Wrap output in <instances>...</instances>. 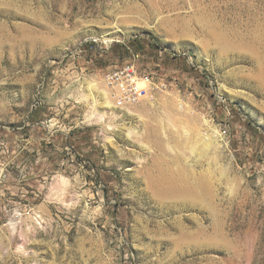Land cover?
Masks as SVG:
<instances>
[{
  "label": "rangeland",
  "instance_id": "374dc122",
  "mask_svg": "<svg viewBox=\"0 0 264 264\" xmlns=\"http://www.w3.org/2000/svg\"><path fill=\"white\" fill-rule=\"evenodd\" d=\"M0 264H264V0H0Z\"/></svg>",
  "mask_w": 264,
  "mask_h": 264
},
{
  "label": "built area",
  "instance_id": "2783aa9c",
  "mask_svg": "<svg viewBox=\"0 0 264 264\" xmlns=\"http://www.w3.org/2000/svg\"><path fill=\"white\" fill-rule=\"evenodd\" d=\"M105 81L114 105L122 109L141 103L158 87L153 71L141 66L136 59L113 65L107 71ZM161 86L166 83L161 82Z\"/></svg>",
  "mask_w": 264,
  "mask_h": 264
},
{
  "label": "bare ground",
  "instance_id": "6f19581e",
  "mask_svg": "<svg viewBox=\"0 0 264 264\" xmlns=\"http://www.w3.org/2000/svg\"><path fill=\"white\" fill-rule=\"evenodd\" d=\"M105 100H106V102H107V104H108V106H111L112 105V102L109 100V98H108V92H107V90L105 89ZM207 139L205 138V141H206ZM211 142L212 141H209V143H208V141H206L205 143H204V146H208V145H210L211 144ZM63 180H65V179H63ZM172 186H173V184H172ZM170 187H171V185H170ZM172 188V187H171Z\"/></svg>",
  "mask_w": 264,
  "mask_h": 264
}]
</instances>
